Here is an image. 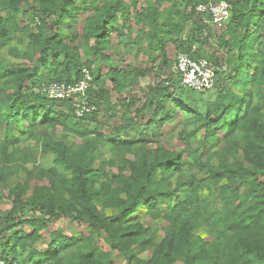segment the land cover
Here are the masks:
<instances>
[{"label": "trees", "instance_id": "1", "mask_svg": "<svg viewBox=\"0 0 264 264\" xmlns=\"http://www.w3.org/2000/svg\"><path fill=\"white\" fill-rule=\"evenodd\" d=\"M207 1L0 0V49L7 46L15 56L7 65L0 63V163L15 156L29 160L31 155L16 147L23 137L35 140L32 155L52 154L51 166L40 173L46 183L32 185L31 172L7 194L0 189V200H11L0 229L1 258L15 264H113L116 251L125 264H264V0H226L229 12L216 37L217 46L226 49L223 63L218 70L212 65L211 89L195 90L181 85L176 57L167 56L165 43L175 44L176 56L207 59L199 53L198 34L210 16L195 11ZM82 10L80 31L68 40L60 34L63 25L76 24ZM26 11L32 12V27L18 23ZM188 20L195 31L184 38ZM24 34L28 46L17 48ZM15 38L18 44L11 47ZM107 40H115L125 55L142 54L156 69L176 71L177 78L148 84L142 100L133 95L129 102L113 101L111 90L119 93L149 69L130 68L125 74V64L110 62ZM82 68L92 76L85 96L93 109L80 116L75 104L82 97L52 99L35 91L54 82L73 84ZM94 89L101 92L93 95ZM194 93L213 98L201 106ZM118 110L119 124L111 134L92 135L73 149V138L65 133L94 134L90 125L98 131L104 117ZM180 116L181 147L141 148L134 160L109 158L95 167L100 141L112 150H136L147 130L158 136ZM58 128L63 139L54 137ZM207 141L224 148L206 154ZM6 180L1 168V186ZM217 202L219 209L212 207ZM140 210L163 220L165 234L157 243L150 228L134 220ZM58 216L87 224V231L67 236L48 229ZM199 228L210 240L196 232ZM46 231L50 240L38 250L34 244ZM6 232L10 235L2 237ZM95 233H101L106 249L94 240ZM146 251L149 256L142 257Z\"/></svg>", "mask_w": 264, "mask_h": 264}, {"label": "rangeland", "instance_id": "2", "mask_svg": "<svg viewBox=\"0 0 264 264\" xmlns=\"http://www.w3.org/2000/svg\"><path fill=\"white\" fill-rule=\"evenodd\" d=\"M79 3H80V0H77L76 4L79 5ZM24 8L27 9L28 7H24ZM31 17H33L31 11H26L24 14L20 13L19 19H18L19 25L20 26L27 25V26L32 27V25H30ZM84 18H85V14L82 10L78 14L77 23L74 24V21L71 23L69 21H65L63 28H62L63 30L61 31L60 34H63V36L66 37L68 40L71 39V37L74 36L76 32L80 31V27H81L82 22L84 21ZM201 24H203V27H202L201 33L198 34V40H200L201 42L202 50L199 53H201V56L206 57L212 63L215 70H218L219 65L223 63V59L226 54V49L218 47L217 41H216L217 34L219 33V31L222 29L223 26L221 25L216 26L214 24L211 25L207 22L201 23ZM201 24H198V25H201ZM194 28H195V24L193 23V20L186 21L182 36L186 38L189 34L195 31ZM19 37L22 38L21 39L22 44L18 45L17 48H20V47L27 48L28 43H29L27 39V34H24L22 36L19 35ZM16 39L17 38L13 39L11 43L9 44L11 47H15L18 44ZM107 42H108V48H109L107 49V51L109 53L110 62H112L113 64H115L116 66L120 68L125 64L124 66H127V69H125V74H127L130 68H134L135 72L136 71L138 72V70L140 71L145 68L149 69L148 75L143 76L141 79L138 80V82H132V84H129V86L124 87L119 93L115 92L114 90H111L109 94H111L113 101L116 99H120L122 101L125 98L124 100L129 102L130 98H132L131 96L133 95L136 96L138 100H142L143 95L145 93V89L147 88L148 84L156 82V81L167 80L171 78V76H173L174 78H177L178 76L176 71L174 72L167 68L159 70V69H156L155 67H152L151 62L146 60L144 56H142V54L138 55L137 58H134V53L125 55L122 46L118 45L115 40H107ZM75 44H77L78 46L82 45L81 41H78ZM165 48H166L167 56L174 61L176 57V53L178 52L176 50L175 44L172 42H166ZM14 57H15L14 54L9 52L7 46L0 49V63L7 65L8 63L15 60ZM84 59H85V56H82L81 60H84ZM13 63H16V62H13ZM221 66H224V64H222ZM103 71L105 72L106 68H104ZM231 87H232L231 85H228V88H231ZM104 88L109 89V84L104 85L102 89ZM98 92H101V91L99 89L92 90L93 95L98 94ZM192 96L195 98V100L198 101V103L201 106H205L207 102L213 98V96L210 94L199 96L198 93H194L192 94ZM120 115H121V110H118L116 112V115L112 117L110 116L107 117L106 115L103 119V124L98 126L97 128L98 131H94L95 129L94 130L91 129L92 126L90 125V131L92 130L94 134H87L85 136H79L78 134L68 135L67 133H65V135L70 138H73L72 145L74 149L76 148L77 145L84 144L86 140L91 139L92 135H96L100 133L101 135L107 137L106 135L111 134V132L113 131L112 129L116 127V125L119 124ZM182 120L183 119L180 116V119L175 120L170 123H166L163 127L164 130L160 131V135L158 136H154V135L151 136V130L150 129L147 130L146 135H144L143 137H138L137 140L139 142L135 146L136 150H132L128 152L124 150L122 151L120 149L112 150L107 145V142L101 143L100 141V143L97 144V149L95 153V156H96V159L94 161L95 167L97 168V166L102 160L109 159V158H114L116 160H120L121 162L123 158H128V159L130 158L131 160H134L137 158V155L140 154L141 148H143L144 150H147V149H153L157 146L159 147L163 146V147H167L170 149H177L178 147H181V143L178 140L177 136L179 132L182 131V127H183ZM187 128L189 130L191 129V126ZM41 129L36 130V132L39 133ZM61 134H62V131L60 128H58L55 130L54 137L56 139H63ZM239 134L240 133H237L238 137H239ZM119 137H121V139L124 138L123 133H120ZM23 138H21V140H18L16 142V147L19 153H22L23 155L30 154L31 156H29V160H25L26 159L25 157L15 156L11 158L10 161H7L5 163H0V169L2 168L4 170L5 176L7 178L6 180L7 185L5 187L1 186V183H0V189H1L2 194L4 195L8 193L9 187H13L16 183H20L21 181L26 180L31 172L33 174V178L32 180H30V183L32 185L34 184L42 185L46 183V181L41 180L40 173L42 170L44 171L45 168H47L46 166L48 167L51 166L52 154H47L42 157L41 154H39V152H34L32 155V153L29 152V149L31 148L37 149V144L35 140L28 139L25 141ZM209 144H210V141H207L205 146L202 148V152L204 151L206 154L208 153L211 154L212 152H215L217 150H221L224 148L223 143L215 147H212ZM30 158H33V159H30ZM212 162L213 163L216 162V158H212ZM126 172L127 171L125 170L124 174ZM202 175L203 174H201L200 176ZM174 179L175 178H172L171 182H174L175 181ZM257 180L259 182H263V179L259 175L257 177ZM205 194L206 192L203 190L199 192V196L201 198L205 196ZM179 199H180V195L177 198H175V200H179ZM10 206H11L10 198L4 197L3 199L0 200V229L4 224L3 222L5 220L4 216L6 214V211ZM212 207H216L217 209H219L220 203L217 202L216 204H212ZM111 210L112 208L104 209V213L109 214ZM134 220L138 222H142L143 224L147 225L150 228V231L153 234L152 236L153 241L156 243L160 241L161 238L165 234L163 227H162V225L164 224L163 220L153 219L149 215H147L143 210L139 211V214L134 217ZM14 228L19 229V230L27 229V228H23V226H15ZM56 228L58 230L60 229L63 234L70 236L76 230L86 232L87 224L85 223L77 224L76 220H71L63 216H58L49 225L48 229H56ZM196 232H198V234H200L206 240H210L211 238L205 231V228H199V230H197ZM9 235H10V232H6L5 234L1 236L7 237ZM93 236H94V240H96L103 249L107 248V246L102 242L101 233H98V234L95 233ZM49 240H50V237L48 235V232L47 231L43 232L42 237H40L38 241L35 242L34 246L38 250L45 249ZM133 248L138 250L136 246H134ZM149 254L150 253L146 251L145 253H141V256L147 258ZM112 255L114 257L113 264H125V260L116 251H112ZM64 256H67V254H64ZM174 264H179V262L176 261L174 262Z\"/></svg>", "mask_w": 264, "mask_h": 264}, {"label": "built area", "instance_id": "3", "mask_svg": "<svg viewBox=\"0 0 264 264\" xmlns=\"http://www.w3.org/2000/svg\"><path fill=\"white\" fill-rule=\"evenodd\" d=\"M230 4L226 0H208L205 3H199L195 6V11L201 15H209L210 19L207 20L210 24L219 26L222 21L227 17ZM176 68L180 76V83L183 86L195 90H208L214 85V70L212 63L205 58L194 59L186 53H178L176 56ZM82 77L73 84H65L63 82H54L42 89H36L35 91L46 95L52 99H62L66 97L77 96L82 97L75 106V113L80 116L84 112H88L93 109V105H90L86 101V90L91 85L92 76L86 68L81 70ZM0 264H15L6 261L0 257Z\"/></svg>", "mask_w": 264, "mask_h": 264}]
</instances>
